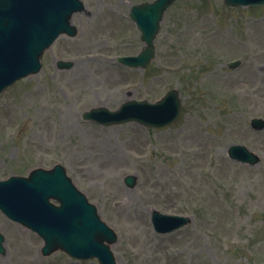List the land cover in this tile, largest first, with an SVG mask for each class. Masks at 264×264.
Segmentation results:
<instances>
[{"label": "rangeland", "instance_id": "374dc122", "mask_svg": "<svg viewBox=\"0 0 264 264\" xmlns=\"http://www.w3.org/2000/svg\"><path fill=\"white\" fill-rule=\"evenodd\" d=\"M84 1L73 16L78 35L56 41L39 73L0 96V179L63 163L118 233L119 264H264V128L251 123L264 119V7L176 1L161 22L156 58L141 69L115 57L144 46L129 16L131 3L144 0ZM56 58L74 66L56 69ZM238 58L239 66H228ZM172 87L183 105L168 126L82 118L91 107L153 101ZM234 143L260 159L233 160ZM155 208L191 222L159 234ZM0 230V264H99L62 251L43 256L42 239L2 212Z\"/></svg>", "mask_w": 264, "mask_h": 264}, {"label": "water", "instance_id": "95a60500", "mask_svg": "<svg viewBox=\"0 0 264 264\" xmlns=\"http://www.w3.org/2000/svg\"><path fill=\"white\" fill-rule=\"evenodd\" d=\"M172 0H159L153 5L146 7L142 19L141 26L144 29V38L148 41L149 46L146 48L147 55H142L137 59L147 61L153 54V37L157 22L160 19L161 12L164 11L166 6L171 3ZM229 4H259L264 3V0H226ZM139 10V9H137ZM30 45V44H29ZM31 48H29L30 50ZM35 49L29 51L34 52ZM138 64V62H137ZM175 94L178 96V92L175 90ZM173 98L175 100V106L179 109L180 100L176 95H169L167 98ZM179 102V103H178ZM136 104V103H135ZM142 106V107H141ZM143 107V103H139L137 108L130 112V118H136L148 124L162 125L165 124L175 116V113H170L172 107L171 102H166L162 107L150 106ZM170 113V114H169ZM145 115V116H143ZM148 118V119H147ZM256 126L260 127L264 125V121L260 119L254 120ZM231 155L241 160L242 162L255 163L257 158L253 152L247 149L245 146H232L230 148ZM64 180L61 174H54L45 176L40 180L39 189H48L58 192L59 181ZM127 182L130 185L134 184V178L128 177ZM69 198L72 200L71 204L74 205L78 211L75 218L71 219L72 223L64 228L53 229L52 236L58 240H63L67 245V250L78 256L86 255H98L106 262V264H113L111 258V251L109 246L104 243L105 240L113 242L116 239V235L108 227L98 215L95 213V209L92 205L88 204L85 196L79 193L76 189L74 193L69 192ZM0 202L6 204L7 199L5 197V191L0 189ZM153 221L158 231L165 232L171 230L179 225L188 221L186 217L163 215L159 212H155L153 215Z\"/></svg>", "mask_w": 264, "mask_h": 264}, {"label": "bare ground", "instance_id": "6f19581e", "mask_svg": "<svg viewBox=\"0 0 264 264\" xmlns=\"http://www.w3.org/2000/svg\"><path fill=\"white\" fill-rule=\"evenodd\" d=\"M114 184H115V182H114Z\"/></svg>", "mask_w": 264, "mask_h": 264}]
</instances>
